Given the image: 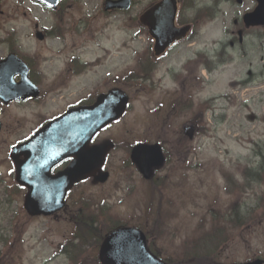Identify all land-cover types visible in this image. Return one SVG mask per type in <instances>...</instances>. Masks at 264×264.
<instances>
[{
	"label": "rangeland",
	"instance_id": "obj_1",
	"mask_svg": "<svg viewBox=\"0 0 264 264\" xmlns=\"http://www.w3.org/2000/svg\"><path fill=\"white\" fill-rule=\"evenodd\" d=\"M132 1L127 13L103 18L98 13L100 0H66L56 13L33 0H0V39L13 31V45L29 46L44 72L40 100L10 110L26 120L24 134L68 103L117 85L128 93L130 107L103 134L126 144L158 141L168 153L166 162L144 180L134 167L126 166V152L118 148L108 162L109 179L102 184L80 183L57 215L30 217L23 210L22 196H16L12 212L0 215V227L7 230L3 238L16 241L12 250L9 242L0 243L1 252L6 250L0 264H99L95 242L73 239L77 221L92 213L100 232L115 221L149 227L153 252L175 264L188 260L189 264H242L264 258V204L257 203V196L264 194L263 161L258 156L259 151L264 153V28L249 29L243 44L227 47L226 30H235L232 19L251 3L245 0L235 6L233 0H226L216 20H205L199 27L195 46L184 41L163 60H154L152 79L144 80L145 72L134 70L141 53L148 50L145 55L150 57L151 40L137 17L153 0ZM196 1L204 6L210 0ZM64 12L83 23L92 16L89 29L95 30L91 32L95 38L79 52L89 64L86 74L71 78L56 93L48 86L64 65V41L56 33L39 42L34 31L60 27ZM7 47L0 41V57ZM220 47L226 50L227 61L213 64L207 72L201 65L194 69L204 50L216 54ZM130 71L140 79L123 81L121 76ZM187 122L197 125L192 140L182 135L181 125ZM4 169L8 175V166ZM246 169L259 173L261 181L244 180ZM5 182L11 183L8 177Z\"/></svg>",
	"mask_w": 264,
	"mask_h": 264
},
{
	"label": "water",
	"instance_id": "obj_2",
	"mask_svg": "<svg viewBox=\"0 0 264 264\" xmlns=\"http://www.w3.org/2000/svg\"><path fill=\"white\" fill-rule=\"evenodd\" d=\"M39 1V0H38ZM48 7H55L58 0H40ZM166 0L165 2H168ZM129 0H116V1H106V7L110 8H127L129 5ZM257 13L253 12L250 20H255L259 22V16L261 21L264 16V0H259L257 7ZM150 12L146 15L149 19L154 15L153 8L149 10ZM156 28H153L152 34L156 39V53L160 52L165 45H161L158 42L157 34H155ZM160 30L158 29V32ZM157 33V32H156ZM160 33V32H159ZM161 47V48H160ZM158 49V50H157ZM118 100L115 104L110 103L108 108V102L105 100L114 97ZM127 103V96L123 91L113 90L110 91L108 95H101L97 102L94 105L88 107H77V109H72L66 111V114L58 117L56 120L50 122L45 126L44 129L37 132L35 135V144L31 145V148L41 149L43 144L46 148H49V145H57L59 140L67 139V135L59 136L57 133L60 132V129H73L76 124L80 123V127L76 133L80 139L89 140L90 137L97 132L101 126L105 125L110 119L119 117L124 111V108ZM69 120V121H67ZM61 121H67V123H62ZM190 127V126H189ZM34 139V138H33ZM32 139V140H33ZM42 141H45L44 143ZM86 141V142H87ZM44 149V150H45ZM23 148H20L18 154L22 153ZM33 151H30V158L32 157ZM132 159L135 160L137 165L143 175L146 177L147 171L149 168L158 165L162 161L160 156L158 146H147L139 145L131 152ZM95 159L97 158L96 155ZM35 159L39 160L40 155L37 154ZM31 160V161H32ZM98 166V165H96ZM22 168H19L17 164V176L16 179L22 184H28L31 186V189L26 194L24 198V208L31 215L44 214L49 215V213L60 209L63 204L61 197L65 194V189L74 181L83 177L84 174L74 175L69 177L66 182H61L59 179V186L55 191L46 190L42 188H35L32 180H35L34 177H26L22 172ZM79 173V171H76ZM59 192V193H58ZM99 259L102 264H165L158 262L150 252L146 251L144 236L141 231L135 230L133 228H117L108 234L102 242V245L99 249ZM262 260H254L249 262V264H261Z\"/></svg>",
	"mask_w": 264,
	"mask_h": 264
},
{
	"label": "flooded vegetation",
	"instance_id": "obj_3",
	"mask_svg": "<svg viewBox=\"0 0 264 264\" xmlns=\"http://www.w3.org/2000/svg\"><path fill=\"white\" fill-rule=\"evenodd\" d=\"M158 1L160 0H155L154 2H158ZM179 1L182 3L183 0H179ZM184 2H185L184 8H180L177 14V21L181 22V24L189 25L191 33L188 35L187 38H189L190 40L192 39L194 40L198 36L199 31H198L197 25L198 23H200L201 20L199 19L197 13L194 16V18L193 17L190 18L188 16L189 11L193 10L192 9L193 5L191 1L184 0ZM112 12L113 11H106L104 13L105 15L109 16L113 14ZM67 22L68 21L66 20L64 23H62L61 31L66 32L64 36L66 37L64 48H66L68 55L65 58L66 60L64 61L63 67L59 71L61 72L60 75L56 77L52 76L50 80L51 82L49 83V86H48L49 91L56 92V93H60L61 86L65 83L70 82L71 78H76L81 75H85L87 71L86 68L88 66L87 63L81 58L80 54H78L81 47H82V50L83 48H85V44H83V46L80 47L79 46L80 41L79 42L74 41L69 46L67 42L68 38L74 39L75 37H82L81 29H75V28L71 29L70 24ZM234 24L237 25V22L234 21ZM88 32L90 33L89 38L85 39V41L94 40L95 35L91 33L92 32L91 30H88L87 33ZM48 35L49 34L45 32L42 38ZM229 44L233 45V40H229ZM29 48H30L29 46H24L23 48L21 47L19 48L16 45H12L8 48V51L5 53L4 56L8 55L9 53H13L23 63L17 66V71L12 76L13 82L19 83L21 81L23 73L25 72V75H27V78L29 79V81L35 83L38 86L39 93H40V86H41L40 79L42 78V75L44 74V72L41 71L39 68L40 67L39 64L41 60L38 54H36L32 49L30 50ZM69 48H71L70 51H69ZM196 63L207 65L208 64L207 57L199 58L198 60H196L195 64ZM91 66L93 67L94 65H91ZM180 83H182V81ZM98 86H100V84H98ZM112 86L113 85L109 87H112ZM108 89L109 88L105 90L107 91ZM98 91L103 92L102 90H98ZM78 93L79 95H81L84 92L81 91ZM9 95H10L9 93L6 94V96H9ZM72 95L73 93L69 94V96H72ZM40 96H41V93L36 98H33V99L28 98L22 102L11 100V102L4 103L2 100H0V194L6 188L5 179L8 177L11 181V179L14 177V171L11 173V176H6V171H5L6 169H4L3 171L1 170L3 166L5 167L8 166V170L11 168V171L13 169V162L12 160L9 159L8 152H9L10 147H8V145H10L13 142V140L23 141L24 140L23 138L26 135L23 133L26 128L25 126L26 120H24L23 116L16 114L15 111L10 112V110L21 107L22 105L27 104V103H34V102L37 103L40 99ZM88 103H90V101L88 100L87 97H85L84 100L80 98L76 103L74 102L68 103L66 108L71 107L70 105L72 104H75V105L85 104L86 105ZM69 161L70 159L59 162L57 165L51 168V173L55 174L58 171L64 169L69 164Z\"/></svg>",
	"mask_w": 264,
	"mask_h": 264
},
{
	"label": "trees",
	"instance_id": "obj_4",
	"mask_svg": "<svg viewBox=\"0 0 264 264\" xmlns=\"http://www.w3.org/2000/svg\"><path fill=\"white\" fill-rule=\"evenodd\" d=\"M263 162L260 164L261 168L264 169V154L262 152H259ZM259 172V171H258ZM255 175H257V172H255ZM261 175L258 173V180H261ZM86 220H89L87 222L83 221L82 224H79L78 226V235H76L77 239L83 241V239H88L90 242H95V244L99 241V238L101 237L100 232L98 229L94 226V223L96 221V217L92 216V214L87 215L85 217ZM82 222V221H81Z\"/></svg>",
	"mask_w": 264,
	"mask_h": 264
}]
</instances>
